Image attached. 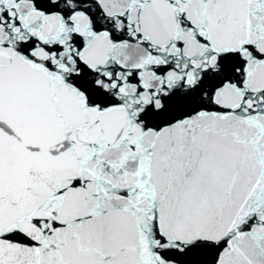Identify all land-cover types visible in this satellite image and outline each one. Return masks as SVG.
Here are the masks:
<instances>
[{"label": "snow or ice", "instance_id": "6c2138e0", "mask_svg": "<svg viewBox=\"0 0 264 264\" xmlns=\"http://www.w3.org/2000/svg\"><path fill=\"white\" fill-rule=\"evenodd\" d=\"M0 264H264V0H0Z\"/></svg>", "mask_w": 264, "mask_h": 264}]
</instances>
